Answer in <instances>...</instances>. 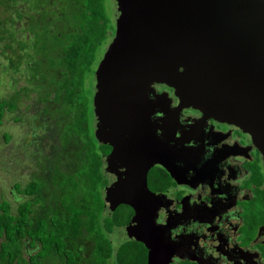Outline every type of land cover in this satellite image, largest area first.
I'll list each match as a JSON object with an SVG mask.
<instances>
[{
    "label": "flooded vegetation",
    "instance_id": "obj_1",
    "mask_svg": "<svg viewBox=\"0 0 264 264\" xmlns=\"http://www.w3.org/2000/svg\"><path fill=\"white\" fill-rule=\"evenodd\" d=\"M0 4L5 5L6 12L7 9L11 12L5 15L7 24L20 8L18 18L11 23L15 29L18 23L21 30L17 27V34L10 36L7 26L5 28L8 64L10 57L13 62L19 59L18 55L24 56L19 60L18 70H14L24 76L10 80V92L6 98L10 102L15 99L18 106L15 110H7L6 114H17L15 121L31 126V139L24 138V149L49 153L59 140L54 129L60 113L50 114L44 110L53 107V94L48 101L41 99L40 95L60 84L64 73L62 57L66 49L72 45L81 46L92 38L93 5L104 4L103 15L95 24V28L104 30V36L90 50L93 54L91 60L84 61L88 64V68L85 67L87 73L76 80L72 73V82L92 88L88 93L92 97L93 114H88V121L99 144L107 151L104 171L108 183L100 191L106 201L105 216L114 218L118 215L117 208L123 219L122 210L132 212L127 221L107 232L112 246L118 228L126 229L130 235V239L113 247L114 256L110 260L118 259L119 250L132 244L136 254L133 258H138L133 260L134 264H148L150 256L162 264H264V218L259 219L253 214L257 205L262 209L260 214L264 213V159L250 132L223 115L204 114L192 106H182L179 114H174L180 100L174 88L160 82L143 91L145 96L138 105L139 111L125 112V109L121 114H113L122 121L121 129L132 132V137L128 138L135 140L133 148L138 158L150 157L151 152L155 156L157 151L165 157L167 164L166 167L155 163L147 172L149 189L159 195L147 204V208H158L154 221L146 228L148 244L133 238L128 225L135 214L134 209L126 204L113 207L106 199V187L114 183L117 176L106 161L113 146L101 143L97 137L94 108L96 70L117 31L119 15H116V5H112L110 12L107 0H0ZM12 7L17 9L12 10ZM20 33H23L22 45L17 42ZM101 50L106 52L96 64ZM28 53L36 55L33 62L27 59ZM33 67L38 70L36 75L42 78L41 84L44 85L34 87L29 81L36 72ZM7 69L10 75V69ZM28 69L30 73L25 71ZM23 114L31 115L26 118ZM40 250L41 242L31 245L29 239L24 238L22 254L26 260ZM83 253L87 256L86 252ZM83 260L84 264L88 263Z\"/></svg>",
    "mask_w": 264,
    "mask_h": 264
},
{
    "label": "water",
    "instance_id": "obj_2",
    "mask_svg": "<svg viewBox=\"0 0 264 264\" xmlns=\"http://www.w3.org/2000/svg\"><path fill=\"white\" fill-rule=\"evenodd\" d=\"M115 5L116 35L96 70V134L113 146L106 161L117 180L107 185L106 199L113 207L134 209L130 233L148 244L146 228L158 208L147 204L159 195L149 189L147 172L155 163L165 165V157L156 151L138 158L135 140L128 138L132 132L121 129L113 114L139 111L143 91L167 83L180 100L174 114L192 106L223 115L251 133L264 159V0H115ZM148 264L162 263L150 256Z\"/></svg>",
    "mask_w": 264,
    "mask_h": 264
},
{
    "label": "trees",
    "instance_id": "obj_3",
    "mask_svg": "<svg viewBox=\"0 0 264 264\" xmlns=\"http://www.w3.org/2000/svg\"><path fill=\"white\" fill-rule=\"evenodd\" d=\"M103 8L104 4L93 5L92 38L81 46L72 45L66 49L62 57L64 73L60 84L40 95L45 101L54 95L51 99L53 107H45L44 110L50 114L60 113L54 129L59 140L53 144L50 153L36 149L42 173L34 172L23 188L16 184L15 187L27 195L19 203L17 212L10 211L8 201L0 203V264H29L31 258L39 257L40 252L32 255L29 261L24 258L22 247L25 237L31 245L41 242L42 253H51L62 264H84L83 259L87 264H134L133 260L138 259L133 258L136 254L130 244L119 250L118 259L110 260L114 250L107 232L127 221L132 212L122 210L123 219L117 208V216H105L106 201L100 191L108 183L104 171L107 151L99 144L88 121V114H93L92 97L88 93L92 88L72 82V73L75 80L87 73L85 67L88 68V64L84 61L91 60L93 54L90 50L104 36V30L95 28L103 15ZM22 56L18 55L19 60ZM27 59L35 60L36 55L28 53ZM32 69L36 72L29 81L38 87L42 78L37 77L39 72L35 67ZM16 106L15 99L12 102L6 98L0 100V127L6 111L15 110ZM2 138L10 140V136L2 134L0 128V144Z\"/></svg>",
    "mask_w": 264,
    "mask_h": 264
},
{
    "label": "rangeland",
    "instance_id": "obj_4",
    "mask_svg": "<svg viewBox=\"0 0 264 264\" xmlns=\"http://www.w3.org/2000/svg\"><path fill=\"white\" fill-rule=\"evenodd\" d=\"M107 3L109 6V11L112 12V5L115 6V0H107ZM4 7L5 5L0 4V100L7 98L8 93L10 92V80H13L14 77L18 78L20 76H24L14 71L15 69L18 70L19 59L13 60L12 62L10 57V61L8 64V55L5 49V44L8 41L5 28L7 26V30L10 36L17 34L19 24H16L15 29L11 22L14 20V18H18L20 8H18V10L16 11L11 22L7 24L5 15L11 12L9 9H7L6 12V8ZM11 9L16 10L17 7H12ZM19 30L21 29L19 28ZM17 42L19 45L23 44V33L17 35ZM105 47L106 46H102V48ZM9 50L12 52V47H9ZM105 52L101 50L98 55L96 64L102 57V54H105ZM13 58H15V56H13ZM30 61H34V59H30ZM7 68L10 69V75ZM25 71L30 73L29 69ZM20 84H23L22 79L20 81ZM16 115L17 114L7 112L4 117V122L0 127L2 134H8L11 136L9 141H6L4 138H2V142L0 144V203L4 200L8 201L11 205L10 211L13 213L17 212L19 203L22 202L27 196L24 192L19 191L15 187L16 184L19 183L20 187L23 188L31 180L32 174L34 172L42 173L41 165L39 166L38 160L36 159V151L24 149V147H26L24 146V138L28 137V140L31 139V126L26 122L22 124L15 121L14 117H16ZM23 115L27 118L31 114ZM261 211L262 209L257 205L253 210V214H255L254 216L258 217L259 219L264 218V213L260 214ZM52 227L54 226L52 225ZM114 238L115 241L113 243V247L115 248L122 240L130 239V235L128 234L126 229L124 230L118 228L117 231L114 232ZM32 253L34 254V250L32 251ZM28 255L29 254H27L26 257H28ZM57 256L58 258H60L61 254L58 253ZM58 262L59 260H57L54 256H51V253L46 254L44 251L42 253L41 248L39 257L31 258L29 264H58ZM25 264H28V262H25Z\"/></svg>",
    "mask_w": 264,
    "mask_h": 264
}]
</instances>
